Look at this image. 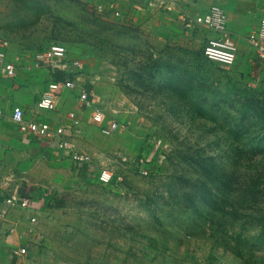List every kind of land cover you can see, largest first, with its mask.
Wrapping results in <instances>:
<instances>
[{"label":"rangeland","instance_id":"374dc122","mask_svg":"<svg viewBox=\"0 0 264 264\" xmlns=\"http://www.w3.org/2000/svg\"><path fill=\"white\" fill-rule=\"evenodd\" d=\"M116 1L0 0L9 59L63 46L82 66L53 72V81L80 77L121 127L67 133L94 156L90 175L55 166L12 186L34 193L38 258L264 264V64L238 52L232 65L208 60V28H182L143 0ZM104 170L112 182L98 181Z\"/></svg>","mask_w":264,"mask_h":264},{"label":"crops","instance_id":"0c3cea01","mask_svg":"<svg viewBox=\"0 0 264 264\" xmlns=\"http://www.w3.org/2000/svg\"><path fill=\"white\" fill-rule=\"evenodd\" d=\"M116 3L118 4L115 0L113 6ZM141 4L145 7L155 6L159 11L158 15L177 20L182 28L186 27L184 18L203 15L211 6L217 5L226 13L227 30L236 43L237 52L245 58L253 57L257 65L264 64V61L258 60L254 49L248 43L249 35L258 28L260 17L264 13V0H143ZM210 32L212 35L207 39L217 36L215 32ZM0 50L5 52L6 60L17 70L14 77L0 75V192L3 194L11 191L12 194L7 193L8 198L16 196L19 200L27 199L30 202V197L34 195L30 188L25 189L29 194L25 193L22 197L16 192L17 188L13 189L12 186L16 183L19 185L22 179L37 180L38 175L42 176L44 172L52 174L55 166L65 168L71 173L76 170L78 173H88V166L94 156L89 155V164L75 163L67 153L57 147L55 141L39 139L30 133L21 132L12 120L13 110L22 109L26 122H47L54 129L60 125H69L68 113L74 111L77 113L78 126L71 132L87 129L100 134V129L91 121L92 108L78 105L79 94L87 90L80 88V77L76 76L77 80H73L75 87L72 90L65 89L60 93L55 110H41L36 103L45 93L47 85L53 81V71L32 59L22 63L17 61L18 58L10 60L7 55L9 44L6 40H0ZM68 68L74 69L72 66ZM74 77L72 75L73 79ZM73 90L78 91V94H73ZM91 94L98 96L92 92ZM7 199L0 204V264H44L38 258L39 240L32 228L39 210L31 208V205L23 208L8 204ZM19 249H25V254H14Z\"/></svg>","mask_w":264,"mask_h":264},{"label":"built area","instance_id":"2783aa9c","mask_svg":"<svg viewBox=\"0 0 264 264\" xmlns=\"http://www.w3.org/2000/svg\"><path fill=\"white\" fill-rule=\"evenodd\" d=\"M183 21L188 24H200L209 30L215 32L217 36L207 39L203 53L208 60L220 63L222 65H232L237 58V46L227 30V16L225 11L217 5L209 8L208 12L196 16L194 18H184ZM249 45L254 49L259 61H264V13L259 20L258 28L248 37ZM32 60L40 66L47 67L51 71H64L68 66H72L75 70L81 69V63L77 60H68L66 49L57 44H52L48 48L35 53ZM17 70L12 63L6 60V54L0 50V75L14 77ZM75 82L70 80L51 81L47 85L45 93L37 101V107L41 110L53 111L56 109L57 98L60 93L67 89L72 90ZM78 105L81 107H89L91 110V121L99 126L100 133L109 136L116 130L120 129V124L113 120L107 119L103 109L98 105L99 98L83 90L78 98ZM1 115V111H0ZM70 124L67 126L60 125L52 128L49 123L26 122L24 112L20 108H15L12 112V120L18 125L23 133H30L39 139L48 138L55 141L57 147L67 153L70 158L77 164H89L91 159L88 155L80 153L76 150L74 144L68 139L67 133L76 130L78 126L77 113L71 111L68 113ZM146 174V172H142ZM98 181L102 183H110L115 178L109 171H101L97 175ZM11 205H19L23 208L30 207L27 199L19 200L16 196H11L6 201ZM33 222L34 219H31ZM25 249L14 251L16 255L25 254Z\"/></svg>","mask_w":264,"mask_h":264},{"label":"trees","instance_id":"16d2710c","mask_svg":"<svg viewBox=\"0 0 264 264\" xmlns=\"http://www.w3.org/2000/svg\"><path fill=\"white\" fill-rule=\"evenodd\" d=\"M60 72H61V71H60ZM60 72L57 71V74H60ZM54 81H59V80H54ZM211 167L213 168L214 165H212ZM61 206H62V202L58 203L57 205H53V204L50 205V207H53V208H54V207H55V208H57V207L59 208V207H61Z\"/></svg>","mask_w":264,"mask_h":264}]
</instances>
